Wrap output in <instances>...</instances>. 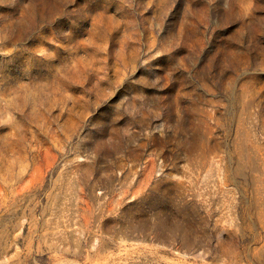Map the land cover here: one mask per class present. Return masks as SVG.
Returning <instances> with one entry per match:
<instances>
[{
  "label": "rangeland",
  "instance_id": "1",
  "mask_svg": "<svg viewBox=\"0 0 264 264\" xmlns=\"http://www.w3.org/2000/svg\"><path fill=\"white\" fill-rule=\"evenodd\" d=\"M0 264H264V0H0Z\"/></svg>",
  "mask_w": 264,
  "mask_h": 264
}]
</instances>
